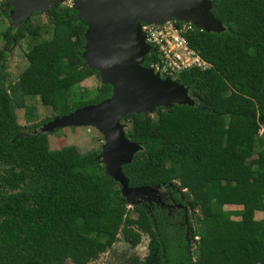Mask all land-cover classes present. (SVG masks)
<instances>
[{
    "label": "trees",
    "instance_id": "obj_1",
    "mask_svg": "<svg viewBox=\"0 0 264 264\" xmlns=\"http://www.w3.org/2000/svg\"><path fill=\"white\" fill-rule=\"evenodd\" d=\"M209 1L223 29L192 27L184 38L211 67L176 78L193 103L156 106L155 119L148 113L123 119L124 136L139 146L121 166L127 186L169 195L133 206L134 218L120 184L99 163L101 150L50 149L39 131L111 95V85L100 84L91 98L72 99L74 85L99 78L82 57L86 25L73 6L48 8L50 37L29 46L26 66L7 81L8 48L40 27L13 25L12 7L0 3V17L10 22L0 46V264H86L118 234L130 248L142 235L148 239L146 254L131 256V264H264V218L252 217L264 211V0ZM151 60L152 49L141 65ZM35 94L47 97L53 113L21 126L14 110ZM230 205L239 209H224ZM196 209L186 220V211Z\"/></svg>",
    "mask_w": 264,
    "mask_h": 264
},
{
    "label": "water",
    "instance_id": "obj_2",
    "mask_svg": "<svg viewBox=\"0 0 264 264\" xmlns=\"http://www.w3.org/2000/svg\"><path fill=\"white\" fill-rule=\"evenodd\" d=\"M80 8L73 6L86 25L85 45L82 57L86 67L104 70L112 87L109 98L96 104L82 106L62 117L43 124L45 127L59 125H92L104 135L100 158L105 172L120 184V193L125 200L144 194L145 190H156L150 186L129 188L121 172L139 146L130 142L123 132L121 121L131 113H148L156 106L172 103L192 104L187 87L177 80L160 78L151 68L142 66L149 46L143 40L140 23H162L167 19L190 21L204 31H220L222 26L210 13L209 0H78ZM60 1L56 0H12L9 5L11 23L16 25L34 11H47ZM85 15L94 21L86 39L88 26ZM135 23L137 39L129 36L130 23ZM39 131L44 132L39 128Z\"/></svg>",
    "mask_w": 264,
    "mask_h": 264
},
{
    "label": "rangeland",
    "instance_id": "obj_3",
    "mask_svg": "<svg viewBox=\"0 0 264 264\" xmlns=\"http://www.w3.org/2000/svg\"><path fill=\"white\" fill-rule=\"evenodd\" d=\"M1 2L9 5L12 0H0V3ZM60 3L72 6L71 0H60ZM32 13L33 14L27 18V21L34 25H38L40 27V31L38 35L34 37L25 36L8 48L3 60V66L7 73V81L15 80L19 72L26 66L27 61L25 58V52L29 46L34 42L46 40L50 37V24L47 16L45 15V11L38 10ZM9 24L10 22L7 18L0 17V46L3 43L2 34ZM128 34L129 36L137 39L134 22L130 23ZM100 84H102L100 78H97L95 75L89 76L71 88L72 99L76 101L91 98ZM46 98V96L38 94L26 95L24 97V106L14 110L16 121L21 126H24L51 116L53 112ZM166 108L167 106H163V110ZM148 114L152 119L156 118L154 109L149 110ZM121 124L125 127L128 122L126 120H122ZM40 129L46 133L50 149H58L65 145H73L78 150L80 155H84L92 150H101L102 145L104 144V135L92 125H59L52 128L41 126ZM99 163L105 169V164L101 160L100 156ZM171 185L173 188L177 189V191H180L177 187L176 181L171 182ZM154 189L156 190H145L144 194L134 197L131 201L125 200L129 217L134 218L136 216V212L132 209L133 206L139 203L151 201L153 199L152 195L154 192L163 191V189L159 187ZM180 194L183 197V192L180 191ZM224 209L237 210L239 207L230 205L224 206ZM196 215H198L197 209L193 214L186 211V220L191 221ZM252 217L255 220L264 218V211H254ZM147 240V237L142 235L139 243L134 248H129L128 245L121 240V235L118 234V239L113 242L112 246L107 251L100 253L94 260H91L89 264H131L129 261L131 256H137L138 259H142L146 254ZM192 243L193 241L190 240V244ZM64 264L72 263L66 261Z\"/></svg>",
    "mask_w": 264,
    "mask_h": 264
},
{
    "label": "built area",
    "instance_id": "obj_4",
    "mask_svg": "<svg viewBox=\"0 0 264 264\" xmlns=\"http://www.w3.org/2000/svg\"><path fill=\"white\" fill-rule=\"evenodd\" d=\"M192 27L195 26L190 21L174 18L158 24L140 23L143 40L149 46L148 53L152 49V60L147 67L157 73L160 78L171 80H176L180 72L192 67L199 70L210 68L211 65L186 44L184 33Z\"/></svg>",
    "mask_w": 264,
    "mask_h": 264
},
{
    "label": "bare ground",
    "instance_id": "obj_5",
    "mask_svg": "<svg viewBox=\"0 0 264 264\" xmlns=\"http://www.w3.org/2000/svg\"><path fill=\"white\" fill-rule=\"evenodd\" d=\"M56 1H60V0H56ZM72 2V5L75 6V7H78L80 8V3L78 0H71ZM85 20H86V24L88 26V30L86 32V39L89 40V33H90V30L92 29L93 27V24H94V21L91 17H89L88 15H85ZM91 67H95L99 74H100V77H101V80L104 81V82H110V79L105 75V72L104 70L98 68L97 66H95L94 64H90Z\"/></svg>",
    "mask_w": 264,
    "mask_h": 264
},
{
    "label": "flooded vegetation",
    "instance_id": "obj_6",
    "mask_svg": "<svg viewBox=\"0 0 264 264\" xmlns=\"http://www.w3.org/2000/svg\"><path fill=\"white\" fill-rule=\"evenodd\" d=\"M158 192V193H157ZM153 196V201L154 200H156V201H159L160 200V198L162 197V196H164V197H168L169 195L167 194V192L163 189V191H161V192H159V191H156V192H154V194L152 195Z\"/></svg>",
    "mask_w": 264,
    "mask_h": 264
}]
</instances>
